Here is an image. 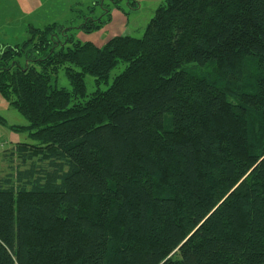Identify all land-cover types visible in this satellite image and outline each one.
Here are the masks:
<instances>
[{
    "label": "trees",
    "instance_id": "obj_1",
    "mask_svg": "<svg viewBox=\"0 0 264 264\" xmlns=\"http://www.w3.org/2000/svg\"><path fill=\"white\" fill-rule=\"evenodd\" d=\"M72 29L0 45V96L28 123L0 140V264H264V0H165L103 46Z\"/></svg>",
    "mask_w": 264,
    "mask_h": 264
},
{
    "label": "rangeland",
    "instance_id": "obj_2",
    "mask_svg": "<svg viewBox=\"0 0 264 264\" xmlns=\"http://www.w3.org/2000/svg\"><path fill=\"white\" fill-rule=\"evenodd\" d=\"M96 1H100V4L94 8L91 15L97 17L102 13L101 5L106 8L109 0H0V45L1 47L22 45L29 38V28L43 29L51 24L73 28L71 33L74 40L81 43L92 42L97 46H103L116 36L126 35L140 39L155 10L165 3V0H132L135 5L131 7L128 2L119 3V9L110 6V21L97 31L84 33L78 28L83 22L81 16L88 14V8ZM17 60L23 63L22 58ZM123 69L124 65L120 64L110 73L107 84L103 83L98 87L93 77L85 76L86 93L90 94L96 89L106 90L114 76ZM56 84L59 88L70 90L62 69L57 74ZM0 118L3 120L0 122V140L5 141L7 148L18 142L28 141L27 134L12 129L13 126L28 125L27 120L1 96ZM5 167L6 163L0 153V170H4Z\"/></svg>",
    "mask_w": 264,
    "mask_h": 264
},
{
    "label": "built area",
    "instance_id": "obj_3",
    "mask_svg": "<svg viewBox=\"0 0 264 264\" xmlns=\"http://www.w3.org/2000/svg\"><path fill=\"white\" fill-rule=\"evenodd\" d=\"M3 149H4V144L0 142V151H2Z\"/></svg>",
    "mask_w": 264,
    "mask_h": 264
}]
</instances>
